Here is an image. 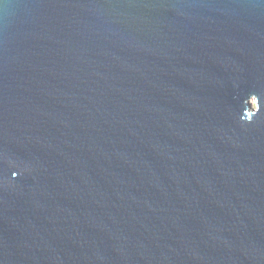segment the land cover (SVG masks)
Listing matches in <instances>:
<instances>
[{"label":"water","instance_id":"1","mask_svg":"<svg viewBox=\"0 0 264 264\" xmlns=\"http://www.w3.org/2000/svg\"><path fill=\"white\" fill-rule=\"evenodd\" d=\"M0 264H264V0H0Z\"/></svg>","mask_w":264,"mask_h":264},{"label":"clouds","instance_id":"2","mask_svg":"<svg viewBox=\"0 0 264 264\" xmlns=\"http://www.w3.org/2000/svg\"><path fill=\"white\" fill-rule=\"evenodd\" d=\"M13 175H14V177H15L16 174L14 173Z\"/></svg>","mask_w":264,"mask_h":264}]
</instances>
